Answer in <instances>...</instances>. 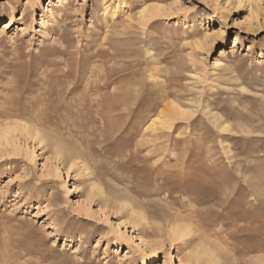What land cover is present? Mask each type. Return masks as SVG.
<instances>
[{
  "label": "rangeland",
  "instance_id": "rangeland-1",
  "mask_svg": "<svg viewBox=\"0 0 264 264\" xmlns=\"http://www.w3.org/2000/svg\"><path fill=\"white\" fill-rule=\"evenodd\" d=\"M4 122L38 132L0 140V264H178L198 235L214 264H264V0H0ZM157 210L197 236L170 245Z\"/></svg>",
  "mask_w": 264,
  "mask_h": 264
},
{
  "label": "bare ground",
  "instance_id": "bare-ground-1",
  "mask_svg": "<svg viewBox=\"0 0 264 264\" xmlns=\"http://www.w3.org/2000/svg\"><path fill=\"white\" fill-rule=\"evenodd\" d=\"M158 14H160V10H154V9L150 10L148 8H144L139 13V17L143 20V19H146V18L148 19L150 17L156 16ZM70 60H72V59H70ZM70 60H69V62H70ZM83 60H82V64H84L86 62V61L84 62ZM72 62L73 61H71L70 63H72ZM100 62H101V67H102V65H104L106 63L104 59H101ZM70 63H66V61L63 63L65 65L66 69L62 70V72H63L62 75H70V74H73V70L70 67ZM80 63L81 62H79V64ZM79 64L77 66V67H79L78 68V72H76L75 77H74V80H73V83H72L71 87L68 89L69 92H73L77 87H79L81 85V83L84 80L85 76H87L86 75L87 73H88V76H89V70L86 73L85 68L83 66H80L81 64L80 65ZM86 69H87V66H86ZM76 71H77V69H76ZM91 74H92V71H90V75ZM104 75L107 76L106 74H104ZM105 76L101 79V81L95 82L93 80L94 83H91V85H87V83H86V85L84 86L85 87L84 88V92H87V93L90 92L91 93V91H96V93L97 92L99 93L102 89L107 88L111 84V80L108 77L106 78ZM110 94H112V95L106 96L104 98H102L101 94H99L101 96L100 99H96V100L93 101V103L96 106L100 107L99 110H103L102 107L104 105L108 108V104L107 103H109V106L112 109L116 108V105L120 104V102L122 100V95L120 93H113V92L110 93ZM102 95H103V93H102ZM98 96L96 95L95 97H98ZM84 98L85 97L83 96V100H84L83 102H84V104H86L87 106H89L90 103L92 102V100H88L89 99V97H88V98H86L88 101H86V99H84ZM55 104L60 106V102L59 101L58 102H55ZM61 106H63V105H61ZM87 106H84V107H87ZM170 106H172V105H170ZM95 109H96V107H95ZM4 110H6V109H4ZM4 112H6L7 114L9 113L7 110L4 111ZM36 113H39L38 112V107L36 108ZM7 114H5V115L8 116L9 114L8 115ZM45 115H44V118L47 119V117ZM99 115H101V114H99ZM63 123H65V125L67 127L65 129L66 130H69L72 134H74V133L76 134V132L80 131V129H81V126H78L77 123H75L74 121L65 120ZM166 123H167L166 121H163V122L160 121V126H162V128H165L167 126ZM14 124L15 123H7V122L0 123V140L1 139L4 140V142L6 144L9 143L8 139L10 137H14L15 136V133L18 132V131H20V133H22V135H25V136H30L32 134H35L36 135V133L38 132L37 130H35L34 128H32V129L35 130L32 133L33 130L30 129L31 127L26 126L23 123L22 124L21 123H18L17 125H14ZM37 135H39V134H37ZM29 138H33V137H29ZM39 139H40V135H39ZM56 143L57 144L54 145V149H55V154L54 155H55V157L57 159H62V160H65V161L66 160L67 161H72V160H75L76 158H82V159H84L87 156L86 154L88 152H91V150H92V148L89 145V143H87L88 146L87 145L85 146L86 151H84V152L82 151V148H81L80 144L79 145H75V146L77 147L78 150H81V152L78 151V150H74V146L73 145H72L73 147L72 146L70 147L68 145H65L64 143L63 144L62 143L59 144L58 142H56ZM90 155L91 154H89V157H90ZM56 171H57V169L55 170V172ZM162 179H163V181H167L166 178H162ZM98 192L101 193L102 190L100 188H98ZM149 193L152 194V192H149ZM234 203L240 204V206H241V202L240 201H236L235 199L229 201L228 204L229 205H233ZM156 212H157L156 214L158 216H160L163 220H165V221L168 222L169 228H168L167 233H166V239L168 240V242H169L170 245L173 242H176V241L187 242L186 240L191 239V238L193 239L194 236H197V234L195 233V231H193L192 228H189L187 226H184V225H182L180 223L181 219L189 218L191 216H194V217H199V220L200 221H203V219L200 218V215L198 213H195V212H189L186 215H181V213H179V212L176 213V214L170 215L167 212L164 213L161 210H157ZM247 216L248 215H246V213H242L241 214V217L242 218H246ZM129 218H130V220H132V222H130V223L131 224L133 223L134 225L140 224L142 221L145 220L144 214H140V213H131L130 216H129ZM199 226L203 227L202 225H199ZM159 229L161 230V228H157V230H159ZM197 237H198V241L192 246V248H190V250L188 251L187 255L183 259L180 258L178 260V264H214L215 263L214 261H218L220 259L221 252L218 253L217 249L215 248V245L212 243L213 241L210 242L209 239L204 238V237H202L200 235H198ZM142 241L144 242L145 240L142 239Z\"/></svg>",
  "mask_w": 264,
  "mask_h": 264
}]
</instances>
